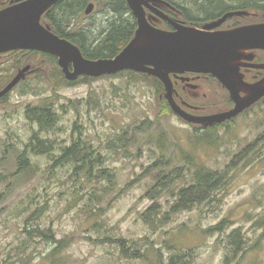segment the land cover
<instances>
[{
    "label": "rangeland",
    "instance_id": "obj_1",
    "mask_svg": "<svg viewBox=\"0 0 264 264\" xmlns=\"http://www.w3.org/2000/svg\"><path fill=\"white\" fill-rule=\"evenodd\" d=\"M94 5V22L104 23L108 15L98 13ZM259 14L247 16L242 25L260 22L263 19ZM153 22L159 26V22ZM5 66L8 64H2L0 71ZM40 66L51 69L48 64ZM29 72L24 83L0 104V264H146L123 258L115 245L88 240L106 237L135 242L141 250L159 248L163 264H169L172 256H179L183 264H224L229 256V264H264V138L253 145L257 150L252 155L242 157H250L245 163L240 157L234 159L264 131L259 106L239 114L228 130H215L218 141L217 148H213L209 143H194L200 131L165 112L163 97L151 83H128L126 75L101 76L53 93L47 83ZM189 84L196 88L181 94L195 108L192 115L224 112L226 93L216 82L201 77ZM53 94L57 95L59 121L53 131L39 134L40 138L49 140L52 152L58 155L60 148L76 136V123L82 138L105 158L103 168L110 177L93 174L88 180H79L69 164L49 171L51 158L31 153L26 156L36 164L37 171L17 175L16 156L39 131L26 118L25 110ZM61 104L64 111L59 110ZM185 156L211 170L230 166L227 183L213 199L189 211L171 214L164 225L151 229L142 222L141 214L154 201L160 204V216L168 213L175 193L192 183ZM159 158L165 172L183 170L168 191L151 200L146 193L154 181L144 172ZM32 216L35 220H30ZM223 221L221 232H209ZM30 225L48 228L52 236H29L24 229ZM234 230L243 236L236 258L232 257L227 238ZM58 240H62V249L48 257L55 246L53 241Z\"/></svg>",
    "mask_w": 264,
    "mask_h": 264
},
{
    "label": "trees",
    "instance_id": "obj_2",
    "mask_svg": "<svg viewBox=\"0 0 264 264\" xmlns=\"http://www.w3.org/2000/svg\"><path fill=\"white\" fill-rule=\"evenodd\" d=\"M93 2L97 5L98 13L103 12L108 15V18L101 22H94L91 15L86 16L84 14L85 7L89 2ZM169 5L167 13L172 15L174 19L184 20L189 26L200 28L202 23L216 19L226 12L231 11H244L247 16L252 17V12L257 11L260 13L259 16L263 20L257 23L264 22V0H161ZM14 3L15 0H0V10ZM95 6V5H94ZM163 10V8H162ZM149 15V12H147ZM234 17L232 22L233 26L241 25L242 21L247 17ZM83 19V20H81ZM150 23L160 29L170 30L169 25L164 21L157 19L159 26L153 22L152 18H149ZM80 22L85 23L84 25ZM253 23V24H257ZM40 24L43 27L48 28L53 34L58 37L67 40L76 47H78L82 55L89 60L98 59H112L118 55L132 40L135 30L137 28L136 20L133 17L125 0H60L54 6H52L40 19ZM264 51H260L259 57L255 60L256 63L264 61V57L261 56ZM33 62L35 66L30 68L29 73L36 76L42 82L47 83L53 93L61 87H71L79 83H89L95 80V78L88 76L78 77L74 81H68L64 78L61 70L57 67L56 58L52 55L36 52V51H10L0 54V66L2 64H8V67H3L0 71V91L10 81V79L16 74V72L23 66ZM51 69L45 70L40 65H44ZM264 72V71H259ZM126 75L128 83L134 82H148L151 83L155 90L162 95V105L165 112L174 113L171 111L166 100L164 99V88L159 80L154 77L148 76L143 73H136L132 71H123L114 75H104L105 77H116ZM185 76L196 79L206 77L216 82L220 87V83L210 75H194L185 74ZM172 79V84H173ZM24 82L19 83L23 84ZM180 85V84H179ZM223 88V87H222ZM174 100L184 110L192 114L195 112V108L191 106V103L187 100L185 95L181 94V88L174 86ZM226 93V107L224 112L232 109L233 103L229 98L228 92L223 88ZM8 95V94H7ZM0 98V104L3 103L7 97ZM57 95L53 94V97L45 98L42 102L36 106H28L25 110L26 118L36 124L39 128L38 132H34L28 139V143L24 146V149L16 156V170L17 175L30 174L37 171L36 164L30 162L27 158V154L31 153L35 156H46L51 158L52 166L49 171L55 167H63L70 165L73 175L79 178L88 180L93 174L110 177L111 175L107 169L103 168L105 164V158L97 151H95L90 145L87 144L86 140L82 138L79 126L75 123L74 130H76V136L73 135L71 142L67 146L60 148V153L55 155L52 151V143L49 140L40 138L39 134H48L53 131L59 121V113L55 108ZM183 103L190 106V108L183 105ZM72 105V102H70ZM259 106L260 111L264 118V97L258 100L255 104L244 110L242 114L253 109V107ZM59 110L64 111V105L59 106ZM192 112V113H191ZM214 114L217 113L213 112ZM212 114V113H209ZM241 115V114H240ZM237 117V116H236ZM229 121H225L221 124H214L210 127H202L199 125H193L195 131H200L195 134L194 143L201 144L209 143L213 148H217L218 137H215L214 131L219 128L228 130L230 124H232L235 118ZM149 126V123L147 124ZM264 138V131L258 135V138L243 149L237 152L234 159L242 157L249 153L251 155L257 149H253V145L258 143ZM136 142V140H134ZM250 158V157H249ZM243 159L242 162L249 160ZM184 161L189 170H191V181L192 183L188 186L181 187L175 193V202L170 207V211L163 216H160V204L154 201L150 207L141 214L140 218L142 222L149 228H160L164 225L169 215H173L182 211H189L195 206L205 203L214 198L217 193H220L221 189L225 187L228 177V167L224 170H211L204 165L196 163L192 157L184 158ZM233 162V161H232ZM249 163V162H248ZM55 166V167H54ZM175 170L174 172L164 171V164L162 158H159L152 163L144 172V175L153 177L154 185L152 189L146 193V197L151 200H155L156 196L161 194L162 191H168L170 186L173 184V179L178 180L181 177V171ZM38 216V215H35ZM35 220L33 216L30 220ZM225 221L219 225L209 229V232H221L222 226ZM24 232L29 236L48 238L52 236L50 229H42L39 225L37 227L25 228ZM230 237V238H229ZM227 238L232 246L231 254L232 257L236 258V254L240 251V246L243 241V236L238 230H234ZM98 244L115 245L123 258L140 260L146 264H163L160 256V249H152L149 251L148 248L141 247L135 243L122 239V238H104L102 240H91ZM55 246L52 251L48 254V257H53L58 250L62 249V240L53 241ZM171 250L170 248H167ZM230 257V256H229ZM226 257L224 264H229L232 258ZM179 256H172L168 258L169 264H183L180 262Z\"/></svg>",
    "mask_w": 264,
    "mask_h": 264
},
{
    "label": "water",
    "instance_id": "obj_3",
    "mask_svg": "<svg viewBox=\"0 0 264 264\" xmlns=\"http://www.w3.org/2000/svg\"><path fill=\"white\" fill-rule=\"evenodd\" d=\"M60 0H15L0 10V54L24 50L52 55L57 60L64 78L74 81L80 76L98 78L123 71L143 73L161 82L164 99L171 111L186 123L204 128L221 124L236 117L264 97V78L249 84L243 81L240 67L264 70V63L243 64L250 59L246 52L264 51V22L244 25L228 30L219 29L228 19L247 16L244 11H232L198 29L171 19L157 6H166L160 0H125L137 28L128 45L112 59L89 60L80 49L41 26V17ZM94 5L84 10L89 15ZM149 10L165 21L172 30H162L149 22ZM30 67L19 69L0 91V98L10 93L24 80ZM210 75L226 89L233 103L232 109L205 116L184 111L174 100L170 75ZM187 83L189 78H180ZM243 93V96L240 95ZM190 108L189 105L183 103Z\"/></svg>",
    "mask_w": 264,
    "mask_h": 264
},
{
    "label": "flooded vegetation",
    "instance_id": "obj_4",
    "mask_svg": "<svg viewBox=\"0 0 264 264\" xmlns=\"http://www.w3.org/2000/svg\"><path fill=\"white\" fill-rule=\"evenodd\" d=\"M161 1V0H160ZM165 3V2H164ZM166 4V7L167 8H169V5L167 4V3H165ZM161 5H159V7H160ZM167 8H163V11L169 16V17H171L173 20H175V21H177V22H179V23H182V24H184V25H186V26H189V25H187L186 24V21H184V20H178V19H174V17L172 16V15H170L169 13H167L168 11H167ZM227 13V12H226ZM256 14L257 13V11H253V13H252V15L253 14ZM248 14V13H247ZM222 16V15H221ZM220 16V17H221ZM220 17H218V18H220ZM150 18H152V17H150ZM154 18V17H153ZM152 18V20L154 21V20H156V17L153 19ZM218 18H216V19H213V20H210V21H207V22H205V23H202L201 25H200V28H202L205 24H208V23H210V22H212V21H215V20H217ZM232 20H233V18H231V19H228L219 29H217V30H228V29H232V28H236V27H240V26H244V25H237V26H233L234 25V22H232ZM170 28V30H172V27L171 26H169ZM191 27H193V26H191ZM196 28V27H195ZM260 53V51H258V50H253V51H249V52H246V54L245 55H249V57H250V59L248 58V59H246V58H243L242 60H241V63H243V64H249V63H256L255 62V60L257 59V57H258V54ZM260 63H264V61H262V62H260ZM260 70H254V69H250V68H248V67H240L239 68V73L242 75V79H243V81L244 82H246V83H249V84H253V83H256V82H258L259 80H261L262 78H264V72H259ZM181 77H185V75L183 76V75H177V76H174V75H171L170 76V79H171V81H172V79H173V84H174V86H177V88H181V90L183 91V90H185V89H188L187 88V83L186 82H183V81H181ZM196 79V77H191L190 79L191 80H193V79ZM180 84V85H179ZM240 95L241 96H243V93H240Z\"/></svg>",
    "mask_w": 264,
    "mask_h": 264
},
{
    "label": "bare ground",
    "instance_id": "obj_5",
    "mask_svg": "<svg viewBox=\"0 0 264 264\" xmlns=\"http://www.w3.org/2000/svg\"><path fill=\"white\" fill-rule=\"evenodd\" d=\"M264 86V85H263Z\"/></svg>",
    "mask_w": 264,
    "mask_h": 264
}]
</instances>
